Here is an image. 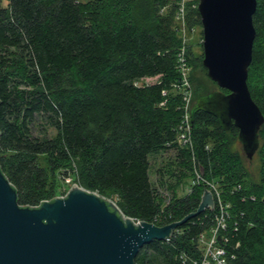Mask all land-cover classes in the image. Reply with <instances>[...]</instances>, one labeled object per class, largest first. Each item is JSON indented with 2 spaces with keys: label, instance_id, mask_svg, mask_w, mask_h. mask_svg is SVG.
Listing matches in <instances>:
<instances>
[{
  "label": "trees",
  "instance_id": "trees-1",
  "mask_svg": "<svg viewBox=\"0 0 264 264\" xmlns=\"http://www.w3.org/2000/svg\"><path fill=\"white\" fill-rule=\"evenodd\" d=\"M256 2L247 84L264 115V0ZM165 4L0 0V169L21 206L52 199L56 173L71 174L75 166L78 182L105 197L115 193L123 214L165 225L197 210L203 184L178 194L196 168L216 183L220 202L211 192L212 208L176 227L168 239L143 245L135 264L199 261L198 236L220 205L232 264H264V122L253 176L248 158L233 147L237 127L226 129L217 115L196 107L199 99L227 90L208 77L202 55L194 54L189 42V80L196 92L192 146L177 144L183 100L172 83L179 78L181 39L175 5L160 13ZM186 22L189 29L201 26L197 7L187 9ZM169 151L172 155L157 163ZM182 253L189 258L185 262Z\"/></svg>",
  "mask_w": 264,
  "mask_h": 264
},
{
  "label": "water",
  "instance_id": "water-1",
  "mask_svg": "<svg viewBox=\"0 0 264 264\" xmlns=\"http://www.w3.org/2000/svg\"><path fill=\"white\" fill-rule=\"evenodd\" d=\"M256 4V0H199L197 6L202 64L208 77L227 92H213L199 99L196 107L217 115L226 129L235 125L248 159L258 149L264 122L247 84ZM213 206L212 193L204 188L195 212L157 225L135 221L111 199L75 183L64 195L21 206L15 187L0 169V264H135L143 245L164 240Z\"/></svg>",
  "mask_w": 264,
  "mask_h": 264
},
{
  "label": "built area",
  "instance_id": "built-area-1",
  "mask_svg": "<svg viewBox=\"0 0 264 264\" xmlns=\"http://www.w3.org/2000/svg\"><path fill=\"white\" fill-rule=\"evenodd\" d=\"M199 0H166V4L160 8V13L166 11L167 7L174 4L175 5V14L174 20L176 22V30L181 39V45L176 53V69L179 74V78L177 81L172 83V87L176 90L180 91L182 100H183V114L182 119L177 127V144L179 146H192L191 140V120H190V84H189V72L190 67L188 65L186 49L187 42L185 37V32L187 30V9L189 7L194 8L198 6ZM193 29V27H192ZM167 90H162V95H166ZM162 101L160 104H163ZM195 176L191 179L186 192L189 193L193 190V187L197 184H203L204 188L213 192L218 201L220 202V191L217 188L216 183L211 180L206 179L199 171L194 168ZM64 195V194H63ZM220 213L216 214L212 224L204 230L198 236L199 248L202 252V257L199 261L190 260L193 264H232L231 260L234 258L233 255L228 256L224 243L227 241V237L225 236L224 230L227 227L226 221V211L224 207L220 205ZM135 221L139 219L133 218ZM178 230L175 228L172 233L168 236H172L174 233H177ZM209 232L210 237H206V233ZM167 237V239H168ZM183 262L187 261L188 256L182 253Z\"/></svg>",
  "mask_w": 264,
  "mask_h": 264
},
{
  "label": "rangeland",
  "instance_id": "rangeland-1",
  "mask_svg": "<svg viewBox=\"0 0 264 264\" xmlns=\"http://www.w3.org/2000/svg\"><path fill=\"white\" fill-rule=\"evenodd\" d=\"M202 28L201 26H193L192 28H187L186 32H185V37H186V42L187 43H191V49L193 51L194 54L196 55H203V49H202ZM187 50V49H186ZM191 69V66H189ZM190 73V72H189ZM197 76V75H196ZM199 76V75H198ZM200 78V77H199ZM145 80L140 81V83H143ZM189 84H190V91H191V97H190V103L192 102V99L194 98V86H192L190 80H189ZM191 105V104H189ZM191 107V106H190ZM50 134H53V131H50ZM234 148H236L237 150H239L242 154L243 151L241 149V144L239 142L236 141V143H234L233 145ZM172 151L166 152L164 153V155H162V157H158L157 159V163H159L160 161L166 159L169 155H172ZM151 163L153 162L152 159H150ZM246 166L248 167V169L250 170V172L252 173V175H256L257 174V166H256V160H255V154L253 155V157L251 159H246ZM74 171V172H73ZM73 173L71 172V174H62L60 172L56 173V182H55V191L53 193L54 197L55 196H61L63 194H65V192L72 186V184H77L78 186L83 187L79 182H78V172L76 171V168L74 166L73 169ZM68 173H70L68 171ZM193 177L189 178L184 184L180 185L179 190H178V194L179 195H183L186 193L187 190V183L191 181ZM151 179H154V174L153 171L151 172ZM84 188V187H83ZM86 189V188H85ZM89 190V189H88ZM160 191L163 195L167 196L168 193L167 191H165V189L160 188ZM109 199H111L112 201H114L116 203L117 201V195L115 193H111L109 195V197H107ZM168 200V199H167ZM206 237L209 238L210 234L209 232H207Z\"/></svg>",
  "mask_w": 264,
  "mask_h": 264
}]
</instances>
